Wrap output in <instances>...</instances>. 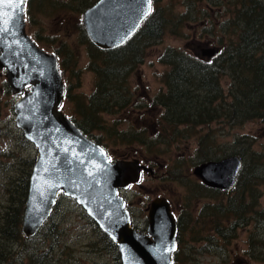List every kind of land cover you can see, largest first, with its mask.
Returning a JSON list of instances; mask_svg holds the SVG:
<instances>
[{
    "label": "trees",
    "instance_id": "1",
    "mask_svg": "<svg viewBox=\"0 0 264 264\" xmlns=\"http://www.w3.org/2000/svg\"><path fill=\"white\" fill-rule=\"evenodd\" d=\"M97 1L27 0L26 18L29 25H32L37 5L42 14L53 7L54 14L62 9V13L67 10L65 13L79 17ZM189 3L191 8L188 7V13L171 16H167L165 9L155 3L153 14L139 31L124 46L110 51H102L91 45L80 24L79 36L90 44V70L96 75V80L91 96L73 101L78 119L72 117V120L97 144L104 147L103 137H106L109 144L114 142L116 146L126 142L128 145L135 143L150 145L151 142L142 138L145 131L138 133L131 131L129 135L126 134L128 132L118 131L114 127L109 131L104 124L105 115L121 113L132 103L128 80L132 71L145 62L148 48L156 43L160 44L167 33L183 35L184 25L194 19L189 12L203 13L195 3ZM230 4L232 16L224 23L228 34L219 41L222 47L218 58L214 60L201 56L196 58L174 48L165 50L161 57V62L171 67V70L164 76L168 91L161 93L157 101L165 109V119L172 127L173 122L176 126L185 124L186 130L193 132L199 127L210 128V125L217 122L220 117L225 125L232 128L250 122H264V0H232ZM170 13L172 14L171 11ZM34 40L39 44L43 43L42 40L40 43L37 37ZM55 51L62 72L65 73L69 65L74 69L73 64L78 63L74 52L69 50L62 52V49ZM225 77L230 79L226 83L229 86L228 92L224 89ZM66 86V98L70 99L72 91L69 84L66 83ZM120 97L126 99L121 106L116 100ZM177 131L178 129L174 130ZM104 132L107 134H103ZM215 132L211 133L214 137L217 136ZM208 136H202L198 140L194 166L239 156L243 162V170L238 176L235 189L230 192L211 191L201 185L191 190L194 193V201L205 203L199 218L193 216L190 211L192 217L189 223H186V229L185 225L180 223V247L173 256V262L191 264L192 262L186 258L189 252H196L199 255L209 252L211 246L217 247L216 245L221 243L230 245L238 238L241 228L251 226L254 233L248 242L247 254L253 261L264 262V208L261 209L263 192L259 189L264 186V151H254L252 149L254 139L244 137L245 140L243 138L244 141L240 143L247 147L243 151L226 154L222 149L215 147L216 142H212L211 138H205ZM34 163L35 160L32 158L25 161L24 166L28 172L18 180V184L14 183L10 192L8 188V206L0 215V235L14 241L23 237L22 223ZM189 180L186 177V182H190ZM189 228L192 240H203L205 246L201 248L181 246L182 235L186 234L187 237ZM210 230H213V234L208 233ZM98 232L105 243L104 250L114 256L116 264H122L117 245L103 232L100 230ZM45 257V255L31 257L29 264H52V260L45 262Z\"/></svg>",
    "mask_w": 264,
    "mask_h": 264
},
{
    "label": "rangeland",
    "instance_id": "2",
    "mask_svg": "<svg viewBox=\"0 0 264 264\" xmlns=\"http://www.w3.org/2000/svg\"><path fill=\"white\" fill-rule=\"evenodd\" d=\"M153 1L154 5L156 3L160 8L165 9L167 16L188 13L189 2L195 3L203 13L189 12L194 19L184 25L183 35L167 33L160 44L156 43L148 48L145 62L132 71L128 80L132 103L121 111L122 114L105 115L104 124L109 131L113 127L118 131L128 132L127 135L131 131L137 133L145 131V136L142 138L151 142L150 145L141 143L128 145L126 142L116 146L114 142L109 144L106 137H103V144L107 152L117 161L138 159L142 162H151L149 166L153 168L154 174L145 172L140 182L142 185L140 187L135 185L136 190L131 194V201L137 200L139 205L138 202L141 200L148 202L164 199L173 202L177 211L180 208L184 210L186 205H190L193 216L199 218L205 202L200 201L197 205L191 197L195 183L192 178L195 176L196 167L193 163L199 138L209 135L205 138H211L212 142H216L215 147L222 149L226 154L243 151L247 145L240 142L245 138L254 139L255 144L252 148L254 151H264V122H250L232 128L225 125L220 117L217 122L210 125V128L199 127L193 132L186 130L185 124L176 126L173 122L175 128L172 127V124L165 119V109L157 101L161 93L168 91L164 76L171 70V67L161 62V57L168 48L183 50L194 57H200L204 49L220 50L222 45L219 41L228 34L224 23H227L232 16L229 9L232 0ZM36 8L32 25H29L27 20V31L34 39L37 37L39 42L43 41L40 42L41 44L38 43L39 46L53 54L56 53V49H62V52L69 50L76 55L78 63L73 64L74 69L69 65L66 72L63 71L65 81L69 84L72 93L70 99L65 98L62 108L66 115L78 119L73 101L91 96L96 80V75L90 70V44L79 36L82 18L65 13L67 10L62 13L60 9L59 13L54 14L53 7L49 9L47 7L48 10L42 14L39 5ZM223 80L225 92H228L229 86L226 83L230 79L225 77ZM18 98L19 96L10 92L6 72L0 71V215L8 206L9 192L14 183L18 184V180L28 172L24 166L25 161L28 158L36 160L38 157L36 147L24 141L26 138L22 130L17 127L14 106ZM120 98L116 100L121 106L126 99ZM175 129L178 131L174 132ZM212 132L217 136L214 137ZM174 133L177 139H186L174 143ZM99 135L102 136L100 133ZM178 163L182 164L178 165ZM176 170H181L191 180L186 182V189L179 180L174 181V178H170L171 172L178 177ZM8 188L9 192H7ZM259 189L263 192L262 209L264 186ZM144 208L143 206L141 209ZM143 216H146V213ZM141 221L145 223L143 218ZM211 225L213 226V222ZM253 229V226L241 228L238 238L230 245L221 243L223 246L221 244L216 245L217 247L211 246L209 252L199 255L196 252H189L186 258L192 262L191 264H264L251 260L247 254ZM99 230L97 223L74 199L63 196L52 218L38 235L32 237L33 239L23 234L20 240L14 241L0 235V264H29L31 257L36 258L40 255L46 256L45 262L52 260V264H116L114 256L104 250L105 243L99 235ZM208 233L213 234V230ZM181 246L201 248L205 246V242L192 240V232L189 230L187 237L186 234L182 235Z\"/></svg>",
    "mask_w": 264,
    "mask_h": 264
},
{
    "label": "water",
    "instance_id": "3",
    "mask_svg": "<svg viewBox=\"0 0 264 264\" xmlns=\"http://www.w3.org/2000/svg\"><path fill=\"white\" fill-rule=\"evenodd\" d=\"M27 0H0V71L19 96L16 124L38 151L22 231L32 237L50 219L62 192L73 198L117 244L122 264H173L178 226L168 203L154 201L147 233L132 227L120 195L141 180L135 161L112 162L106 150L85 136L62 110L66 86L56 55L40 48L27 33ZM153 10L152 0H99L82 15V25L97 48L124 46ZM216 59L219 49L202 50ZM30 88V91L28 89ZM243 162L239 156L210 161L194 174L208 187L231 191Z\"/></svg>",
    "mask_w": 264,
    "mask_h": 264
},
{
    "label": "flooded vegetation",
    "instance_id": "4",
    "mask_svg": "<svg viewBox=\"0 0 264 264\" xmlns=\"http://www.w3.org/2000/svg\"><path fill=\"white\" fill-rule=\"evenodd\" d=\"M29 91H30V88H29ZM10 92H12L11 89H10ZM175 136L176 135L174 133V136H173V142L174 143L186 139V138H184L182 140H179ZM109 157H110V159H111L112 162L117 161L116 158H112V156L110 154H109ZM125 160H127V159H125ZM134 161L135 162H138L141 166L145 167L146 170H142L143 176H144L145 172H149L152 175L154 174L153 168L149 166V164L151 162H149V163L148 162H142V161H140L138 159H136ZM153 164L154 163H152V165ZM181 164L182 163H178V165H181ZM180 169L183 170V167L181 168V166H180ZM176 172H177V176L178 177H175V173L174 172H171L170 178H174L173 179L174 181L179 180L182 183L183 187L186 189V174H183L181 170H176ZM143 176H142V178H143ZM192 179H194L195 182H196V183H193L194 188L197 185L198 186L201 185L202 187H205V188H207L208 190H211V191L212 190H217V189H212L210 187H207L206 185H204L202 183L201 179H197L196 176H194V178H192ZM183 180H185V182H183ZM189 181H191V180H189ZM135 185H139L138 187H140L142 184L138 183V184H135ZM135 185H132L129 189L121 192V196H122L123 200L126 203V209L128 210V212L130 214V219H131L132 225L138 231H141V232L146 233L148 231V227H149V212H150V209H151V205H152V203L154 201L143 202L141 200V201L138 202V203H140L139 205L137 204V200L131 201L130 200V198L132 197L131 194L134 192L133 190H136L135 189ZM217 191H221L222 192V190H217ZM193 195H194V193L191 194V197H193ZM58 199H59V197H58ZM166 202L168 203V205L170 207V210H171V212H172V214H173V216H174V218H175V220L177 222V226H178V244L180 245L181 238H180V228L179 227H180V223H181L182 225L183 224L185 225V229H186V223H189L190 218L192 217V216L190 217V211H191L190 210V207H189L190 205H186L185 206L186 208L184 210L183 209L181 210V208H180L177 211L176 208L173 205V202H171V201L169 202L168 200ZM196 202H197V205L200 203V201H197V200H196ZM143 206L145 208L144 209H141ZM144 213H146V216H143ZM142 218H143V221H145V223H142V221H141ZM188 230H190V228Z\"/></svg>",
    "mask_w": 264,
    "mask_h": 264
}]
</instances>
